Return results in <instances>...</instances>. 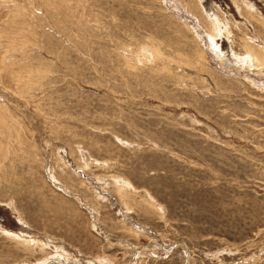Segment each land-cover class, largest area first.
<instances>
[{
    "label": "rangeland",
    "instance_id": "1",
    "mask_svg": "<svg viewBox=\"0 0 264 264\" xmlns=\"http://www.w3.org/2000/svg\"><path fill=\"white\" fill-rule=\"evenodd\" d=\"M0 264H264V0H0Z\"/></svg>",
    "mask_w": 264,
    "mask_h": 264
},
{
    "label": "bare ground",
    "instance_id": "2",
    "mask_svg": "<svg viewBox=\"0 0 264 264\" xmlns=\"http://www.w3.org/2000/svg\"><path fill=\"white\" fill-rule=\"evenodd\" d=\"M216 17V16H215ZM219 18V17H218ZM216 23L219 25V22H218V19H216ZM229 28V27H228ZM221 30V29H220ZM216 31H218V29L216 30ZM227 31H229V33L231 32L229 29L227 30ZM214 34V33H213ZM217 34V33H216ZM213 36H215V35H213ZM231 36V35H230ZM212 39H211V42L213 43V45H214V47H215V49L217 48L218 49V46H217V39L216 38H214V37H211ZM222 57H223V55H222ZM119 181H120V179H119ZM125 187V186H124Z\"/></svg>",
    "mask_w": 264,
    "mask_h": 264
}]
</instances>
